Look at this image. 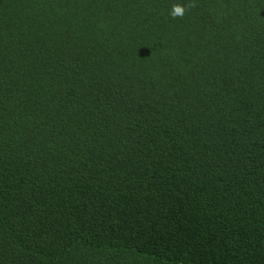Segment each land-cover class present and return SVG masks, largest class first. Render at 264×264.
Wrapping results in <instances>:
<instances>
[{
  "label": "trees",
  "instance_id": "obj_1",
  "mask_svg": "<svg viewBox=\"0 0 264 264\" xmlns=\"http://www.w3.org/2000/svg\"><path fill=\"white\" fill-rule=\"evenodd\" d=\"M0 0V264H264V0Z\"/></svg>",
  "mask_w": 264,
  "mask_h": 264
},
{
  "label": "clouds",
  "instance_id": "obj_2",
  "mask_svg": "<svg viewBox=\"0 0 264 264\" xmlns=\"http://www.w3.org/2000/svg\"><path fill=\"white\" fill-rule=\"evenodd\" d=\"M196 6L195 0H189L188 4H173L169 15L172 19L183 18L188 11Z\"/></svg>",
  "mask_w": 264,
  "mask_h": 264
}]
</instances>
